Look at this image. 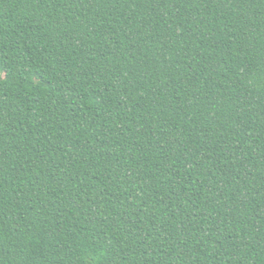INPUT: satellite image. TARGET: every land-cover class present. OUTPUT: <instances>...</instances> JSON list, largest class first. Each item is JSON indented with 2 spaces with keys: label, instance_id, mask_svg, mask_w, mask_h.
<instances>
[{
  "label": "trees",
  "instance_id": "16d2710c",
  "mask_svg": "<svg viewBox=\"0 0 264 264\" xmlns=\"http://www.w3.org/2000/svg\"><path fill=\"white\" fill-rule=\"evenodd\" d=\"M0 264H264V0H0Z\"/></svg>",
  "mask_w": 264,
  "mask_h": 264
}]
</instances>
